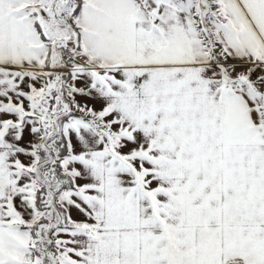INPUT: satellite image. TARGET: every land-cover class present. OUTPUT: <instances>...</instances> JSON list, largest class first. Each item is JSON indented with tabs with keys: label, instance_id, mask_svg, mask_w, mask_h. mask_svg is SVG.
Here are the masks:
<instances>
[{
	"label": "snow or ice",
	"instance_id": "1",
	"mask_svg": "<svg viewBox=\"0 0 264 264\" xmlns=\"http://www.w3.org/2000/svg\"><path fill=\"white\" fill-rule=\"evenodd\" d=\"M0 264H264V0H0Z\"/></svg>",
	"mask_w": 264,
	"mask_h": 264
}]
</instances>
